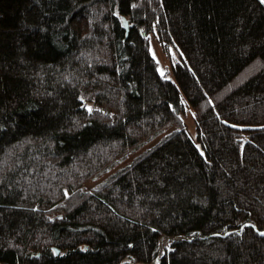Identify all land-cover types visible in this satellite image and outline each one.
Masks as SVG:
<instances>
[{
  "label": "trees",
  "instance_id": "trees-1",
  "mask_svg": "<svg viewBox=\"0 0 264 264\" xmlns=\"http://www.w3.org/2000/svg\"><path fill=\"white\" fill-rule=\"evenodd\" d=\"M157 256L264 264V6L0 0V264Z\"/></svg>",
  "mask_w": 264,
  "mask_h": 264
},
{
  "label": "rangeland",
  "instance_id": "rangeland-1",
  "mask_svg": "<svg viewBox=\"0 0 264 264\" xmlns=\"http://www.w3.org/2000/svg\"><path fill=\"white\" fill-rule=\"evenodd\" d=\"M148 43H149V50L153 56V58L156 61L157 64V70L158 72L164 76V77H171V66L173 63L180 61L181 60V55H180V51L177 48V46L174 43H169L166 46H162L158 40L156 39V35L154 30L151 31L148 34ZM189 113L191 112V108L188 107ZM186 116V121L188 122V129H190V131H193V121L190 117L189 114L185 115ZM156 141V140H155ZM155 141H153L152 143L146 145L145 147L141 148L140 150H138L135 153L130 154L125 160L121 161L116 168L118 167H122L126 164H128L132 158L139 153L141 150H143L144 148L149 147L150 145H152ZM106 175L96 179L95 181H90L88 183H86L84 185L85 189H88L90 187H92L94 184H96L97 182L101 181L102 179L105 178ZM168 237L167 236H162L160 241H163L162 247H159V250L162 251V249L164 248V246H166L169 241H168ZM120 264H124V262H121ZM135 264H142V263H135Z\"/></svg>",
  "mask_w": 264,
  "mask_h": 264
},
{
  "label": "water",
  "instance_id": "water-1",
  "mask_svg": "<svg viewBox=\"0 0 264 264\" xmlns=\"http://www.w3.org/2000/svg\"><path fill=\"white\" fill-rule=\"evenodd\" d=\"M261 2V4L264 6V0H259ZM122 24L124 26L125 29H127L128 27V22L125 19V17H122ZM262 233V232H261ZM166 236V235H164ZM159 247H160V242H159ZM161 251V250H160ZM159 261V257L157 256L156 258L153 259V261H151L150 263H142V264H157Z\"/></svg>",
  "mask_w": 264,
  "mask_h": 264
},
{
  "label": "bare ground",
  "instance_id": "bare-ground-1",
  "mask_svg": "<svg viewBox=\"0 0 264 264\" xmlns=\"http://www.w3.org/2000/svg\"><path fill=\"white\" fill-rule=\"evenodd\" d=\"M163 241H160V247H162Z\"/></svg>",
  "mask_w": 264,
  "mask_h": 264
},
{
  "label": "snow or ice",
  "instance_id": "snow-or-ice-1",
  "mask_svg": "<svg viewBox=\"0 0 264 264\" xmlns=\"http://www.w3.org/2000/svg\"><path fill=\"white\" fill-rule=\"evenodd\" d=\"M89 109L91 110V106H89Z\"/></svg>",
  "mask_w": 264,
  "mask_h": 264
}]
</instances>
